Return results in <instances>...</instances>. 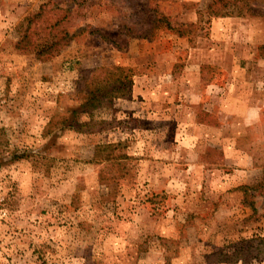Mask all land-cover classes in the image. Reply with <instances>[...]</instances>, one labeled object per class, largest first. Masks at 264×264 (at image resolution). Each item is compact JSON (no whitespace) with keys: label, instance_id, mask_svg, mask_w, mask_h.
Here are the masks:
<instances>
[{"label":"rangeland","instance_id":"obj_1","mask_svg":"<svg viewBox=\"0 0 264 264\" xmlns=\"http://www.w3.org/2000/svg\"><path fill=\"white\" fill-rule=\"evenodd\" d=\"M220 1L0 0V264H264V3Z\"/></svg>","mask_w":264,"mask_h":264},{"label":"trees","instance_id":"obj_2","mask_svg":"<svg viewBox=\"0 0 264 264\" xmlns=\"http://www.w3.org/2000/svg\"><path fill=\"white\" fill-rule=\"evenodd\" d=\"M221 2V1H220ZM255 3H264V0H224L220 3V5L211 7L210 5H207L206 9L208 12L212 13L213 15H242L248 12H253V4ZM38 14L35 13L33 16H36ZM32 18V17H31ZM27 20H30V17L27 18ZM56 23V22H55ZM191 25V24H189ZM165 27L171 31H175V33L180 35H186L188 34V30L185 28H179L178 26H172V24L166 22ZM75 35V32L69 33L67 30L62 29L59 31V34H54L51 37V40H47L46 42H42V44H38L33 48V51L37 56L43 55V54H56L58 53L62 47L67 45V42L69 39H72V37ZM21 38H25V42L28 44L31 40L28 37L26 33H23ZM50 38V37H49ZM48 39V38H47ZM117 80L118 78H107L105 81L106 83L99 88L104 93L105 99L108 101L112 96L116 95L117 92L120 91V87L117 86ZM87 103L89 104V107H98L100 105H103L104 101L98 99L97 95H93L87 100ZM261 179L255 184V186H252L254 189L256 188H264V168L261 174ZM245 186H242V188ZM251 187V186H250ZM251 187V188H252ZM261 190V189H260ZM259 190V192H260ZM262 191V190H261ZM243 193L246 196V191L243 190ZM249 204L252 205L250 202ZM252 210H254V206H252Z\"/></svg>","mask_w":264,"mask_h":264},{"label":"crops","instance_id":"obj_3","mask_svg":"<svg viewBox=\"0 0 264 264\" xmlns=\"http://www.w3.org/2000/svg\"><path fill=\"white\" fill-rule=\"evenodd\" d=\"M139 79H140V77H138V81H139ZM135 83H137V82H136V80L134 79V76H133V85H132L133 86V91H134L133 93H136L138 91V89L137 90H135L136 88L134 89V87L136 86Z\"/></svg>","mask_w":264,"mask_h":264}]
</instances>
